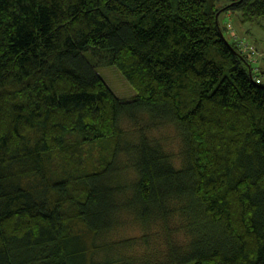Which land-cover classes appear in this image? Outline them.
I'll use <instances>...</instances> for the list:
<instances>
[{
    "label": "trees",
    "instance_id": "trees-1",
    "mask_svg": "<svg viewBox=\"0 0 264 264\" xmlns=\"http://www.w3.org/2000/svg\"><path fill=\"white\" fill-rule=\"evenodd\" d=\"M228 12L264 0H0V264H264V69ZM123 212L166 252L115 257Z\"/></svg>",
    "mask_w": 264,
    "mask_h": 264
},
{
    "label": "rangeland",
    "instance_id": "rangeland-1",
    "mask_svg": "<svg viewBox=\"0 0 264 264\" xmlns=\"http://www.w3.org/2000/svg\"><path fill=\"white\" fill-rule=\"evenodd\" d=\"M221 26L230 41L236 42L244 53H247L256 70L264 69V19L243 24L239 15L228 12L221 17ZM259 68V69H258ZM98 74L114 94L122 100L131 101L136 93L127 82L123 74L114 66H104L98 69ZM264 80V78H263ZM264 84V81H263ZM125 126L128 127V124ZM158 136L167 140L165 146L172 152L175 159L181 157L179 134L171 126L164 127ZM123 168V166H121ZM126 174V173H125ZM124 184H130L135 179L134 174L128 173L122 177ZM120 216V215H119ZM117 225L106 234L105 243H116L113 254L123 260H137L144 255H157L166 252L167 237L162 225L145 228L135 218L124 212L117 218ZM176 236L178 242L186 238ZM130 240V241H127Z\"/></svg>",
    "mask_w": 264,
    "mask_h": 264
}]
</instances>
